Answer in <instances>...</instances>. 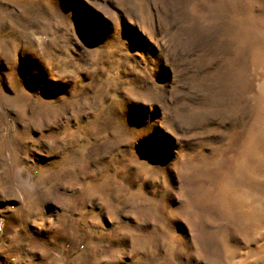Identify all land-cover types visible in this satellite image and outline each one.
Instances as JSON below:
<instances>
[{
	"label": "rangeland",
	"instance_id": "374dc122",
	"mask_svg": "<svg viewBox=\"0 0 264 264\" xmlns=\"http://www.w3.org/2000/svg\"><path fill=\"white\" fill-rule=\"evenodd\" d=\"M0 264H264V0H0Z\"/></svg>",
	"mask_w": 264,
	"mask_h": 264
}]
</instances>
